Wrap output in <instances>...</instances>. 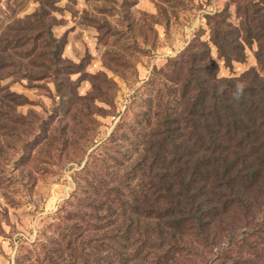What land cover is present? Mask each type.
Instances as JSON below:
<instances>
[{
    "label": "trees",
    "instance_id": "trees-1",
    "mask_svg": "<svg viewBox=\"0 0 264 264\" xmlns=\"http://www.w3.org/2000/svg\"><path fill=\"white\" fill-rule=\"evenodd\" d=\"M238 10V26L210 17V40L170 62L144 111L150 128L137 155L90 183L87 209L70 213L69 249L53 248V264H264V0ZM49 15L42 6L0 35L4 127L8 113L27 119L17 107L29 99L2 85L10 78L51 94L54 85L59 112L80 104L79 64L64 57ZM211 43L229 69L256 46V65L220 77ZM107 96L95 84L87 98Z\"/></svg>",
    "mask_w": 264,
    "mask_h": 264
},
{
    "label": "rangeland",
    "instance_id": "rangeland-1",
    "mask_svg": "<svg viewBox=\"0 0 264 264\" xmlns=\"http://www.w3.org/2000/svg\"><path fill=\"white\" fill-rule=\"evenodd\" d=\"M257 1L0 0V35L48 8L54 36L66 43L64 57L79 64L73 79L82 80L74 112L57 111L54 85L51 94L29 89L24 80L2 83L29 102L17 107L26 120L8 113L9 126L0 123V264H53V248L68 251L67 225L77 220L71 211L87 209L82 198L91 182L98 183V173L108 176L121 160L137 155L150 128L144 111L158 99V79L170 62L199 39L210 40V17L238 26V8ZM211 49L220 77L256 65V46L233 69L212 43ZM95 84L104 86L109 103L87 98Z\"/></svg>",
    "mask_w": 264,
    "mask_h": 264
}]
</instances>
